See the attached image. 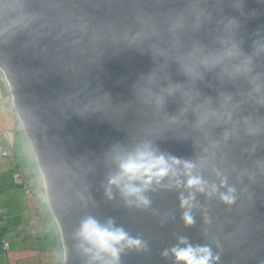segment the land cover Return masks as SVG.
Returning a JSON list of instances; mask_svg holds the SVG:
<instances>
[{
	"label": "water",
	"instance_id": "water-1",
	"mask_svg": "<svg viewBox=\"0 0 264 264\" xmlns=\"http://www.w3.org/2000/svg\"><path fill=\"white\" fill-rule=\"evenodd\" d=\"M0 72L59 230L62 264H88L74 232L113 219L147 251L121 264H174L179 237L216 264H264V0H0ZM148 144L235 191L197 194L180 217L184 169L127 206L102 183ZM217 173L220 175L218 176ZM187 195V193H185Z\"/></svg>",
	"mask_w": 264,
	"mask_h": 264
},
{
	"label": "clouds",
	"instance_id": "clouds-1",
	"mask_svg": "<svg viewBox=\"0 0 264 264\" xmlns=\"http://www.w3.org/2000/svg\"><path fill=\"white\" fill-rule=\"evenodd\" d=\"M115 163L116 172L108 175L102 183L105 199L111 201L115 189L125 205L139 209H147L151 205L147 193L153 186L164 185L167 179L176 176L175 166L182 164L184 179H176L174 183L164 186L182 189L178 201L179 208L183 210L180 219L186 227L195 223L192 210L196 206L197 194L208 198L218 195V199L227 205H231L235 199L233 188H228L226 192L219 191V187L226 185V178L221 177L218 187L194 174L195 165L192 162H181L176 157L166 156L148 144L118 157ZM74 238L79 242L77 246L81 254L88 258V264H121V255L126 251H147L146 243L139 236L133 237L111 218L101 222L92 215L85 216L80 220ZM161 256H171L174 264H216L219 260V255L214 254L210 246H193L186 237H179L177 243L165 249Z\"/></svg>",
	"mask_w": 264,
	"mask_h": 264
},
{
	"label": "rangeland",
	"instance_id": "rangeland-1",
	"mask_svg": "<svg viewBox=\"0 0 264 264\" xmlns=\"http://www.w3.org/2000/svg\"><path fill=\"white\" fill-rule=\"evenodd\" d=\"M3 86L7 94L8 85L0 72V95ZM3 95L0 96V239L3 237L9 248L4 249L0 243V264H62L63 253L55 250L59 230L46 203L41 174L32 150L20 149V140L25 138L23 129L18 121L19 134L14 133L15 120L12 117L10 122ZM3 130L12 134L15 154L1 140Z\"/></svg>",
	"mask_w": 264,
	"mask_h": 264
},
{
	"label": "crops",
	"instance_id": "crops-1",
	"mask_svg": "<svg viewBox=\"0 0 264 264\" xmlns=\"http://www.w3.org/2000/svg\"><path fill=\"white\" fill-rule=\"evenodd\" d=\"M2 84V83H1ZM3 85V84H2ZM9 89V88H8ZM2 94L0 95V96H2L3 94V104L5 105V107H6V110L8 111L7 113H8V115H9V119H10V122H11V120H12V117H13V120H15V128H13V131H14V133H17V134H19V130L17 129V125H18V119H17V116H16V114H15V112H14V110H13V107H12V104H11V102H8V100L10 99V91L8 92V90H7V94H5V89H4V86L2 87ZM12 107V108H11ZM12 124V123H11ZM23 131V130H22ZM16 134V135H17ZM23 134H24V131H23ZM24 136H25V134H24ZM1 140H5L6 142H7V144L9 145V147H10V149L12 150V153L13 154H15V152L17 151V148H16V145H15V143H14V138L13 139H11L12 138V134H10V131L9 130H3L2 131V133H1ZM20 149L21 150H25L26 148L25 147H29V149L30 150H32L31 149V147H30V144H29V142H28V140H27V138H26V136H25V138L23 137L22 138V140H20ZM3 144V143H2ZM2 144H1V147H2ZM33 153V152H32ZM7 156V155H6ZM13 160L15 161L16 160V157L15 158H13ZM19 182L20 183H22V181H21V179H19ZM25 185L26 184H24V187H25ZM28 188V187H27ZM28 190H29V188H28Z\"/></svg>",
	"mask_w": 264,
	"mask_h": 264
},
{
	"label": "trees",
	"instance_id": "trees-1",
	"mask_svg": "<svg viewBox=\"0 0 264 264\" xmlns=\"http://www.w3.org/2000/svg\"><path fill=\"white\" fill-rule=\"evenodd\" d=\"M8 102H11V97H10V99L8 100ZM20 184H23L24 185V183L22 182V183H20ZM25 190H27L28 191V188H26ZM2 240H5L3 237H1V239H0V243L2 242ZM8 245H9V243H8ZM9 248V247H8ZM55 250H58V251H60V252H62L63 253V250H62V247H61V245H60V240H59V237H56V239H55Z\"/></svg>",
	"mask_w": 264,
	"mask_h": 264
},
{
	"label": "built area",
	"instance_id": "built-area-1",
	"mask_svg": "<svg viewBox=\"0 0 264 264\" xmlns=\"http://www.w3.org/2000/svg\"><path fill=\"white\" fill-rule=\"evenodd\" d=\"M25 192L27 193V190H25ZM2 245H3V248L6 249V250L9 247L8 242H6L5 240H2Z\"/></svg>",
	"mask_w": 264,
	"mask_h": 264
}]
</instances>
